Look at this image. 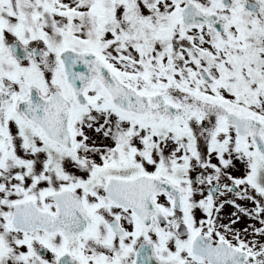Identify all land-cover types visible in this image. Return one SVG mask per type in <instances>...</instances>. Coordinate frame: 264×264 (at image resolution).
<instances>
[{"label": "snow or ice", "instance_id": "6c2138e0", "mask_svg": "<svg viewBox=\"0 0 264 264\" xmlns=\"http://www.w3.org/2000/svg\"><path fill=\"white\" fill-rule=\"evenodd\" d=\"M0 264H264V0H0Z\"/></svg>", "mask_w": 264, "mask_h": 264}]
</instances>
